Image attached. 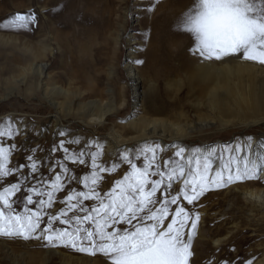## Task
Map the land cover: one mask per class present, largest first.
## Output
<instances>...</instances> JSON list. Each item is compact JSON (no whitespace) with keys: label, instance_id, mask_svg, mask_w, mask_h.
I'll return each mask as SVG.
<instances>
[{"label":"rangeland","instance_id":"374dc122","mask_svg":"<svg viewBox=\"0 0 264 264\" xmlns=\"http://www.w3.org/2000/svg\"><path fill=\"white\" fill-rule=\"evenodd\" d=\"M6 1L9 7L7 13H0V25L22 11L25 12L22 15L34 13L36 16L35 23L26 30L0 27V121H11L17 129L13 138H3L0 143L5 147L16 145L9 158L10 168L31 165L28 156H33L38 166L34 173L30 167H20L18 174L0 180V190L17 181L23 184L21 192L13 197L20 201V209L29 187H37V192L33 193L34 203L29 207L35 209L39 199H47L46 195L41 197L37 193L51 190L56 174L65 175L55 166L57 161H63L69 169L67 175L78 179H65V188L56 193L52 206L46 207L45 211L55 215L64 209L68 217L83 215L79 208L68 211L67 203L61 201L72 190L87 191L83 178L92 171L88 153L97 151V145L101 149L97 164L105 167L106 171L100 173L101 179L95 190L103 194L130 170L124 157L143 165L140 153L146 145L160 146L155 163L162 171H167L165 161L168 160L183 163L186 169L189 167L187 161H194V157H184L180 161L174 155L178 151L175 146L155 135L164 134L168 139L181 132L185 134L184 143L193 150L202 147V142L207 143L211 152L219 156L220 164H229L230 155L242 157L247 153V147L255 144L254 136L261 132L264 135V123L246 126L242 123L251 117H264V93H259V112L240 105L237 95L242 88L248 90L241 84L243 77L248 78L250 89L260 92L264 87V80H260L264 78V65L237 58L204 61L193 55L190 49L194 41L190 34L178 30V25L196 0ZM35 1L38 4L45 2L46 9L41 10ZM17 2H20L21 9L20 6L16 9L11 6ZM150 7L151 11L148 10ZM208 62L220 68L219 73L211 70L214 71L213 78L218 77L222 86L219 92L233 89V93L222 94L223 102L220 98L216 100L215 96L211 99L213 95L207 87L213 85L212 75L208 76L210 85L206 86L189 76L199 65ZM128 66L133 70L130 71ZM40 71L42 74L38 75ZM130 74L140 79L136 91ZM227 86L230 88H225ZM136 92L138 99L135 103ZM90 100H98V104L103 106L111 103L114 107L100 124L96 121L99 106L83 108V104ZM90 108L92 112H89ZM55 110L73 123L64 119V124H60L64 126L53 124ZM132 121L135 126H131ZM88 122L90 124H86ZM143 130H146V136L130 141ZM109 138L114 142L118 138H126L131 143L111 152L105 141ZM61 140L66 142L64 146L70 154L83 149L86 163H73L71 159L65 161L63 150L59 149ZM73 140H78L79 144L68 143ZM236 145L243 146L242 152L234 151ZM54 146L57 151L51 150ZM152 170L155 171V165ZM29 173L31 175L24 183ZM150 179L160 177L151 176ZM182 185L183 179L173 180L169 196L177 195ZM163 188L164 185L157 191L155 199L163 198ZM256 189H264L259 170L253 178L226 182L223 187H210L192 205L180 198L192 219L199 214L195 229L191 228L190 221L185 226V239L188 232L192 233L189 264L263 263L264 206L248 201L245 195ZM97 203L94 200L83 201L89 209ZM154 207H159V204ZM174 209L175 206H171L170 213H174ZM44 224H47V216ZM64 227L68 225L60 220L53 221L54 229ZM0 264L108 262L101 254L91 255L59 244L47 245L42 239L0 236Z\"/></svg>","mask_w":264,"mask_h":264},{"label":"snow or ice","instance_id":"6c2138e0","mask_svg":"<svg viewBox=\"0 0 264 264\" xmlns=\"http://www.w3.org/2000/svg\"><path fill=\"white\" fill-rule=\"evenodd\" d=\"M35 21L34 13L16 14L0 27L26 30ZM178 30L191 35L194 44L190 51L204 61L237 58L264 65V0H196L194 6L181 17ZM16 132L11 121H0V141L6 137L13 138ZM65 143L61 140L59 144L64 160L85 164L83 149L70 154ZM68 143L79 144V141ZM159 147L146 145L141 150L143 165L133 162L130 157H124L130 170L122 179L115 181L111 190L103 194L95 190L101 179L100 173L106 171L105 167L97 164L100 146H96L97 151L88 153L92 171L83 178L87 191L72 190L61 201L67 203L68 211L79 208L83 215L68 217L64 209L55 215L45 211L46 207L52 206L56 193L65 188V179H78L67 175L69 169L63 161H57L55 166L62 169L65 175L56 174L51 190L37 193L41 197L46 195L47 199H39L35 209L29 205L34 203L36 186L27 188L22 209L18 207L20 201L13 197L21 192L23 184L17 181L3 187L0 190V236L42 239L47 245L59 244L91 255L101 254L108 264H189L192 233L188 232L185 239V226L190 221L191 228L195 229L199 214L192 219L180 198L192 205L212 186L223 187L226 182L253 178L264 164V155L256 159L230 155V163L214 171V152H209L194 161L189 159L187 169L183 163L165 161L167 171H162L160 165L155 163ZM15 148V144L5 147L0 143V180L18 174L20 167H30L31 173L38 170L33 156L27 157L31 165L10 168L8 162ZM51 150L57 151L58 148L54 146ZM242 150V145L234 148L237 153ZM174 155L183 161L185 150L180 148ZM231 164L236 165L235 172ZM154 165L155 171L152 170ZM31 173L25 176L24 183ZM151 176H159L160 179H150ZM177 179H183V185L177 195L169 196L172 181ZM162 185L163 198L157 200L156 193ZM88 200L98 203L89 209L83 205V201ZM156 204L159 207H154ZM171 206H175L174 213L169 211ZM56 220L68 227L54 229L53 221ZM245 264L252 262L246 261Z\"/></svg>","mask_w":264,"mask_h":264},{"label":"bare ground","instance_id":"6f19581e","mask_svg":"<svg viewBox=\"0 0 264 264\" xmlns=\"http://www.w3.org/2000/svg\"><path fill=\"white\" fill-rule=\"evenodd\" d=\"M39 1H42V0H39ZM45 1V0H44ZM50 1V0H49ZM53 1H55V0H53ZM9 2L10 3H12V1L11 0H9ZM46 2V1H45ZM45 2H44V4H45ZM55 2H57V0L55 1ZM54 2V3H55ZM64 2V1H63ZM62 2V3H63ZM65 2H67V1H65ZM64 2V3H65ZM76 2V1H75ZM19 3L20 2H17V3H14V4H12L11 6H14V8L15 7H18V6H20L19 5ZM35 3H37L38 4V1H35ZM48 3V2H47ZM70 3H72V1L70 2ZM44 4H38L37 5V7H39V8H41V10H44V9H46L45 8V5ZM22 5V4H21ZM26 5H29V4H26ZM58 5V4H57ZM80 5V4H79ZM78 5V6H79ZM77 6V7H78ZM9 7V3L6 1V0H0V13L1 12H3V11H5L6 12V10H7V8ZM56 7V6H55ZM81 7V6H80ZM28 8H31V7H28ZM57 8V7H56ZM71 8H73L72 6H71ZM16 9V8H15ZM14 9V10H15ZM18 9V8H17ZM20 9H21V6H20ZM34 9V8H33ZM48 9V8H47ZM54 10V9H53ZM65 10V9H64ZM67 10H69V9H67ZM73 10V9H72ZM74 10H76V9H74ZM73 10V11H74ZM19 11V10H18ZM17 11V12H18ZM52 11V10H51ZM55 11V10H54ZM77 11V10H76ZM23 12V11H22ZM22 12H21V15H22ZM72 12V11H71ZM7 13V12H6ZM19 13V12H18ZM23 13H25V12H23ZM27 13V12H26ZM44 13V12H43ZM48 13V12H47ZM29 14V13H28ZM58 14V13H57ZM67 14V13H66ZM73 14V13H72ZM72 14H70L71 16H72ZM25 15V14H24ZM46 15H49V14H46ZM70 15H69V17H70ZM74 15V14H73ZM65 16V15H64ZM59 17V16H58ZM61 18V17H60ZM65 18V17H64ZM67 18V17H66ZM65 18V19H66ZM64 19V20H65ZM75 19V18H74ZM51 20V19H50ZM53 20H54V18H53ZM56 20V19H55ZM57 20H58V18H57ZM60 21H61V19H59ZM70 20V19H69ZM46 21V20H45ZM55 22V21H54ZM70 22V21H69ZM65 24V23H64ZM70 24H71V22H70ZM61 25V24H60ZM58 26V25H57ZM66 26V25H65ZM67 27V26H66ZM31 28V27H30ZM44 28H46V27H44ZM38 29V28H37ZM53 29V28H52ZM45 30V29H44ZM43 30V31H44ZM59 30V29H58ZM40 31H42V30H40ZM60 31V30H59ZM74 32V31H73ZM31 33H32V31H31ZM41 36V35H40ZM36 38H37V36H36ZM11 39V38H10ZM35 39V38H34ZM14 40V39H13ZM13 40H11L12 42H13ZM39 40H37V42H38ZM0 42H1V40H0ZM7 42V41H6ZM36 42V41H35ZM43 42V41H42ZM40 43V42H39ZM30 45H31V42H30ZM32 47V46H31ZM31 50V49H30ZM31 52V51H30ZM33 54V53H32ZM35 57H37V56H35ZM237 62H239V63H244V61L243 60H237ZM223 68L224 69H228L226 66H223ZM240 68H242V67H240ZM243 68H245V67H243ZM128 69L131 71V70H133V68L132 67H129L128 66ZM215 70V72L217 71L218 73H219V71H220V68H216V66H215V64H213V63H210V62H208V63H206V64H201V65H199V67H197V69L195 68L194 69V71H191L190 72V74H189V76H190V78L192 79V80H196V79H199L202 83H203V85L202 86H206V85H210L209 84V80L207 79L208 78V76H210V75H212V73H214V71H211V70ZM237 70H239V68L237 69ZM42 74V72L40 71V72H38V75H41ZM261 75V74H260ZM211 78H213V75L211 76ZM211 78H210V81H211ZM243 78H245L243 81H241V84H243V86H245V87H247L248 88V90L246 89V88H242V90L240 91V92H237V95H238V97H239V99H238V103L240 104V105H246L247 107H249L250 109H252V110H255V111H253V112H259L260 111V108L261 107H259L260 105H261V103L259 102V99H260V97H259V93H261V94H263L264 92V87H262V88H260V92H256L255 90H253V89H250L249 88V86L250 85H247V82L249 81L248 80V78H246V77H243ZM130 80H131V82H132V86H133V88L135 89V91H136V89L139 87L138 86V83L140 82V79L138 78V77H136V76H134L133 74H130ZM260 80H264V78H261ZM211 82H213V83H211ZM210 83L211 84H213L211 87L209 86V87H207V89L209 88V93L210 94H212L213 95V97L211 98V99H213L214 98V96H215V99L216 100H219V98L221 99V102H223V96H222V94L223 93H233V89H229L230 88V86H227V87H225V88H228L229 90H224V92L223 93H221V92H219V90H220V88L222 87L221 86V84H220V82H219V78L218 77H216V78H213V81H211ZM38 85V84H37ZM237 86V85H236ZM236 86H234L235 88H236ZM238 86H240V85H238ZM242 86V85H241ZM233 87V88H234ZM54 89H58V88H54ZM61 90V89H60ZM259 90V89H258ZM65 91V90H64ZM64 91H63V93H64ZM52 92V91H51ZM57 92V91H56ZM62 92V91H61ZM234 92H236V91H234ZM51 96V95H50ZM49 97V96H48ZM134 97H136V99H135V103H136V101H137V97H138V93L136 92L135 93V96ZM54 102V101H53ZM99 102H98V100H90V101H87L86 103H84L83 104V108H86L87 106H90V105H93L92 107H95V106H99L100 107V113L98 114L99 115V118L96 120L97 122H98V124H100V122H103L104 121V118L103 117H107V115L109 114V112L110 111H112V108H114L113 107V105L111 104V103H108L107 105H105V106H103V105H100V104H98ZM54 104V103H53ZM55 106V105H54ZM93 111V109L92 108H90V110H89V112H92ZM256 115V114H255ZM52 117H53V124H55L56 126L57 125H59V127H61V126H64V125H60V124H64V122H63V120L64 119H66L64 116H62V115H60V112H58L57 110H55V113L52 115ZM68 122H69V120L68 119H66ZM71 121V120H70ZM66 122V121H65ZM68 122H66L67 124H68ZM69 123H73V122H69ZM132 124H131V126L133 125V126H135V122H131ZM243 126H246V125H255V124H262V123H264V117L263 118H261V119H258L257 117H251L250 119H248V120H244L243 122ZM67 124H65V125H67ZM86 124H90L89 122L88 123H86ZM86 124H84V125H86ZM179 133V135H177V136H169L168 137V139H165L164 138V134L162 135H155V136H157L158 137V139L159 140H163V141H165V140H169L174 146H175V149H177V150H179V148L180 147H182L183 146V149L185 150V155H184V157L185 158H193L194 157V160L197 158V157H203V156H205V155H207L209 152H211V149L207 146V143H204V142H202V147H200V148H198L197 150H193V149H189L190 148V146H186V144L184 143V136H185V134H182L181 132H178ZM115 135V134H114ZM147 134H146V130H143L141 133H140V135L138 136V137H135V138H132V140L130 139V141H134V140H136V139H140V138H142V137H144V136H146ZM263 135V132H261L260 133V135L259 136H254V140H255V144L254 145H252V146H248L247 148H248V151H247V153L245 154V155H243V156H249L250 158H252V159H256L257 157H259V156H261V155H264V135ZM115 137H117V136H115ZM104 141V140H103ZM106 141V144L109 146V149H108V146H107V148H106V150L108 149V150H111V152H113V151H116V149H118V147H125L126 148V146L129 144V143H131V142H129L126 138H118L117 140H116V142H114V141H112L111 140V138H109V139H107V140H105ZM204 144H206V146L204 145ZM212 148V147H211ZM124 149V148H123ZM235 156V155H234ZM235 157H237V156H235ZM237 158H239V157H237ZM212 159H213V161H214V171L216 170V169H219L220 167H222L223 165H225L226 163H222V164H220V160H219V156L218 155H215V152H214V155H213V157H212ZM231 166V169L235 172V168H236V165L235 164H231L230 165ZM240 166L242 167L243 166V164H242V161L240 162ZM259 170V172H260V176H261V178H262V180H263V182H264V164H262L261 165V167L258 169ZM227 173V172H226ZM247 197H246V199L248 200V201H250V202H252V203H256V204H259L260 206H264V189H260V190H258V189H256L255 191L253 190V191H249V192H247L246 194H245ZM201 232V231H200ZM200 234V233H199ZM204 236V235H203ZM222 239V238H221ZM262 264H264V261H263V263Z\"/></svg>","mask_w":264,"mask_h":264}]
</instances>
